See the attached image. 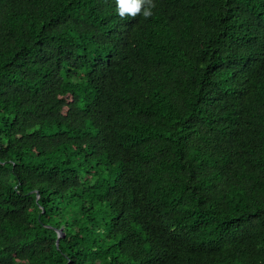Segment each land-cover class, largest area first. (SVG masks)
<instances>
[{"label":"trees","instance_id":"obj_1","mask_svg":"<svg viewBox=\"0 0 264 264\" xmlns=\"http://www.w3.org/2000/svg\"><path fill=\"white\" fill-rule=\"evenodd\" d=\"M151 4L0 0V264H264V0Z\"/></svg>","mask_w":264,"mask_h":264},{"label":"clouds","instance_id":"obj_2","mask_svg":"<svg viewBox=\"0 0 264 264\" xmlns=\"http://www.w3.org/2000/svg\"><path fill=\"white\" fill-rule=\"evenodd\" d=\"M116 12L122 19H135L141 17L144 20L149 19L152 15L151 0H115Z\"/></svg>","mask_w":264,"mask_h":264},{"label":"water","instance_id":"obj_3","mask_svg":"<svg viewBox=\"0 0 264 264\" xmlns=\"http://www.w3.org/2000/svg\"><path fill=\"white\" fill-rule=\"evenodd\" d=\"M63 236V232L61 229L58 230V238H57V243L60 241V238Z\"/></svg>","mask_w":264,"mask_h":264}]
</instances>
